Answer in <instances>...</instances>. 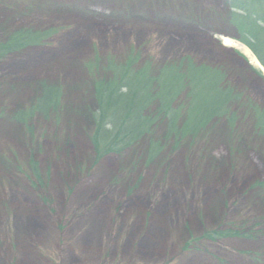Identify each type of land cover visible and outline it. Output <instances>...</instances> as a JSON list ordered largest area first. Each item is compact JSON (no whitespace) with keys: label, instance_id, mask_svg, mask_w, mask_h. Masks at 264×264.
<instances>
[{"label":"rangeland","instance_id":"374dc122","mask_svg":"<svg viewBox=\"0 0 264 264\" xmlns=\"http://www.w3.org/2000/svg\"><path fill=\"white\" fill-rule=\"evenodd\" d=\"M21 1L14 28L33 27L45 35L34 42L39 45L0 61V116L5 110L0 117V264H264V219H256L262 216V198L251 196L250 189L264 182V135L256 130V112L264 108V69L239 47L243 43L225 21L224 2ZM4 15L0 8V21ZM191 17L198 23H190ZM224 38L237 44L227 45ZM234 50L263 78L251 70L240 73L248 67ZM135 53L139 65H151L155 74L190 56L197 63L223 64L232 70L229 83L243 93L246 106L232 108L238 115L233 121L215 120L196 136L164 137L166 151L154 163L130 152L100 155L91 139L97 125L90 113L79 114L81 102L88 100L96 110L95 68L111 74L110 55L125 61ZM44 81L61 91L58 111L51 107L46 118L40 110L25 122L10 116L16 108L28 112L43 93L41 88L36 95L33 87ZM186 99L183 93L173 103L182 115L179 126L191 102ZM156 125L157 136L166 133L167 118ZM239 137L247 143L233 157ZM64 139L69 144L62 150ZM31 156L43 178L40 185ZM210 157L220 166L207 181L203 170ZM215 205L226 216L218 223L247 225L254 237L205 238L217 224Z\"/></svg>","mask_w":264,"mask_h":264},{"label":"trees","instance_id":"16d2710c","mask_svg":"<svg viewBox=\"0 0 264 264\" xmlns=\"http://www.w3.org/2000/svg\"><path fill=\"white\" fill-rule=\"evenodd\" d=\"M15 1L14 3L0 0V8L6 10V15L0 21V61L29 46L39 45L40 43L34 42L38 39L41 40L40 38L42 36L44 38L45 35V31L40 34L39 30L33 27L14 28L17 14H21V9L18 8L24 6V4L18 3L22 2L21 0ZM224 5L227 13V20L225 21H229L236 28L238 31L237 39L247 45L264 66V0H224ZM35 6L36 4L32 7ZM190 20L192 23L196 22L192 17ZM98 53L97 51V56H99ZM235 53L243 57L241 53L237 51ZM110 56L108 57V67H110L108 71L110 70L112 73L108 74L105 69L97 66L95 68L97 72L93 74L94 77L98 74L92 88V102L97 109L93 110L91 104L87 102L88 100L85 101L83 98L84 102L81 104L84 103V109L79 113H83V115L90 113L88 117L93 118L97 125L91 139L95 151L100 155V152L103 154L107 152L117 154L130 152L136 157L145 155L149 158L150 163H154L166 151L163 142L164 137L170 139L186 133L196 136V134L201 133L202 128L207 127L215 120L233 121L238 115L232 108L236 105L239 108L246 106L245 99L242 97L243 93L238 92L239 90L236 91L238 88L236 87L235 90L229 83L228 76L232 70L223 64L221 66L216 65V67L206 63H197V60L190 56L182 62L160 67L155 74L153 72L154 67L152 68L151 65L142 67L139 65L140 59L137 53L133 56L129 55L125 61L114 60V57ZM250 70L255 71L257 76H261L255 68L252 67ZM250 70L242 69L240 73L246 74ZM52 86L51 82L48 81L37 83V86L33 87L36 88L34 93L37 95L42 88L43 99L40 98L42 94L39 95L36 103H33L28 112L23 110L16 119L25 122L27 118L39 114L40 110H43V116L47 118L51 107L57 112L56 102L60 101L61 91ZM183 93H186V103L189 100L191 102L188 104L189 109L187 115L184 116L183 125L179 126L177 121L182 115L177 109L178 107L173 108V103ZM182 102L184 101L182 100ZM186 103L183 106L185 108ZM248 107H251V104H248ZM248 109L250 113L252 108ZM253 110H255L254 107ZM4 113L5 110L1 112L2 115ZM256 113L259 114L257 115L256 130L259 129V133L264 135V108ZM165 118L168 120L166 133L157 136L156 128L158 129V125L156 124L157 122H164ZM238 141V146L232 148L233 157L241 155V146H245V142L247 143L246 138L243 139L242 137H239ZM68 144L69 140L64 139L60 141L59 148L64 150ZM176 145L179 146V142ZM56 151H58L57 147ZM34 158L31 156L30 159L31 171L33 177L37 179V184L40 185L43 178L37 173L38 163ZM208 159L207 168L205 167L203 170L204 180L207 181L211 174L213 176L218 175V166H220L215 158L212 157L211 159L210 157ZM6 165L10 166L9 163ZM23 171L24 169L21 168V172ZM32 184L34 185V181ZM250 189L251 196L256 199L262 198V203L259 204L262 216L256 218L262 220L264 219V182L257 181L252 184ZM217 205L213 207L217 224L214 226L215 228L207 230L204 237L214 239L236 234L250 236L248 231L253 228L248 229L247 225L238 227L239 225L228 224L223 227L222 222L218 223L226 216H223L225 212L217 211ZM258 225H260L259 221L257 222ZM250 237L253 238L254 236Z\"/></svg>","mask_w":264,"mask_h":264},{"label":"bare ground","instance_id":"6f19581e","mask_svg":"<svg viewBox=\"0 0 264 264\" xmlns=\"http://www.w3.org/2000/svg\"><path fill=\"white\" fill-rule=\"evenodd\" d=\"M224 42H225V44H227V45H236V44H237L236 42H233V40H231V39H229V38H224ZM239 47H242V48L244 49V52H245L246 54H248V55L251 56V58H252V60H253V62H254L255 64L258 63L257 59L252 55L251 51H250L247 47H245V46H243V45H240ZM23 110H24V109H22V108H16L15 110H11V112L9 113V115H10V116H15V115H16V116L14 117V118L16 119L17 115L20 114V112H23Z\"/></svg>","mask_w":264,"mask_h":264}]
</instances>
